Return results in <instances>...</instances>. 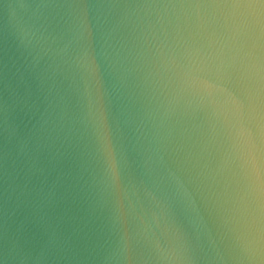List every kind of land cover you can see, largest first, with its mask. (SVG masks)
Instances as JSON below:
<instances>
[{
    "label": "water",
    "instance_id": "1",
    "mask_svg": "<svg viewBox=\"0 0 264 264\" xmlns=\"http://www.w3.org/2000/svg\"><path fill=\"white\" fill-rule=\"evenodd\" d=\"M0 264H264V0H0Z\"/></svg>",
    "mask_w": 264,
    "mask_h": 264
}]
</instances>
